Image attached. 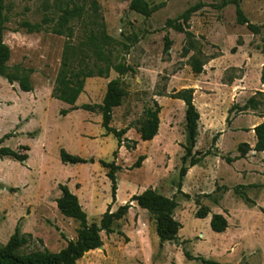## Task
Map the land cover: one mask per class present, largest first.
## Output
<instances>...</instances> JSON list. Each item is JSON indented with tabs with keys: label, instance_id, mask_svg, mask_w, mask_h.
Masks as SVG:
<instances>
[{
	"label": "rangeland",
	"instance_id": "obj_1",
	"mask_svg": "<svg viewBox=\"0 0 264 264\" xmlns=\"http://www.w3.org/2000/svg\"><path fill=\"white\" fill-rule=\"evenodd\" d=\"M97 1L103 20L92 13L90 0H80L85 12L68 24L74 32L69 37L67 28L64 35L52 32L63 14L55 0H6L9 22L4 40L12 52L9 64L33 69L34 90L23 91L18 82L10 84L0 76V139L4 137L0 147L29 154L24 163L0 157V246L18 224L22 233L32 235L25 252L45 247L58 252L77 239L79 221L57 206L61 184L78 195L89 222L99 223L113 202L111 180L100 161L116 160L122 169L112 210L134 194L155 189L178 203L174 216L183 226L179 239L162 243L157 216L136 204L116 222L114 233L101 232L104 247L86 253L78 264H204L189 259L186 252L222 264H264V152L254 150V129L264 121V94L260 93L264 92V0H240L256 31L238 23L235 5L221 9L220 0H203L205 6L189 22L193 45L186 33L166 22L199 0H166L165 7L149 17L132 10L130 0ZM147 1L155 6L165 0ZM24 21L42 24L44 30L29 33L21 27ZM102 22L112 38L104 51L113 64L125 63L129 70L121 75L111 69L108 78H88L75 106L54 98L65 50L74 52V64L79 60H89L92 67L106 64L97 60L89 40L100 34ZM167 38L171 48L165 52ZM192 56L208 61L202 74L194 72ZM112 79L120 80L126 96L114 108L111 125L128 129L116 159L118 140L113 134L104 135L101 112L83 108L101 104ZM187 88L195 90L201 114L193 153L202 156L183 181L182 190L189 196L178 191L187 129L186 104L175 98ZM252 96H256L255 108L231 110ZM156 101L159 133L144 141L140 130ZM63 110L69 113L63 115ZM134 141L136 149L129 150ZM23 145L30 150L22 149ZM62 148L87 162L63 163ZM243 149L248 153L241 157ZM141 155L147 159L132 168ZM202 207L211 213L197 218ZM215 213L228 219L223 233L211 228Z\"/></svg>",
	"mask_w": 264,
	"mask_h": 264
},
{
	"label": "trees",
	"instance_id": "obj_2",
	"mask_svg": "<svg viewBox=\"0 0 264 264\" xmlns=\"http://www.w3.org/2000/svg\"><path fill=\"white\" fill-rule=\"evenodd\" d=\"M57 5L61 6L63 14L59 22L52 30L53 33L64 35L65 28L68 29V36L74 35L73 29L68 24L75 18H80L85 12V5L79 4L80 0H55ZM86 1V0H81ZM90 8L92 13L103 20L100 14V5L97 0H90ZM236 6L237 21L239 24L247 25L252 30H257V26L252 24L241 6L240 0H220L218 8H224L228 5ZM166 5V0L155 6H151L147 0H130V8L146 17ZM205 6L203 0H199L196 4L191 5L177 18L168 19L166 25L175 28L180 32L187 34L189 43L193 45L195 35L189 30L190 20L192 16L200 11ZM9 18L6 13V0H0V76L7 79L10 84L19 83L21 90L32 92L34 86L31 81L33 69L26 68L21 65L11 66L9 64L11 59V48L4 40V34L8 30L7 23ZM47 22V21H46ZM102 30L100 34L92 35L89 40L97 60L105 61V65H97L92 67L89 60H79L74 64L71 59L70 52L65 50L63 53L62 63L58 72L55 85L53 87L52 96L61 101H64L72 106L76 102L82 92L84 91L86 80L91 77H105L108 78L111 69H115L119 74H125L129 70V66L125 63L113 64L109 55L104 51V47L111 43L112 38L107 34L106 26L103 22L100 24ZM21 27L26 28L29 33L41 32L44 26L39 23H31L24 21ZM18 31V30H16ZM171 48V41L167 38L165 44V52ZM188 54V52H185ZM86 56L85 59H90ZM206 59L198 56L191 57V65L196 74H202L207 64ZM264 83V76H263ZM263 93L264 92H260ZM195 90L187 88L175 94V98L182 99L186 104V129H187V144L185 146V154L182 157V166L179 173L178 191L184 193L186 196L189 194L183 192L182 186L184 178L186 177L189 169L200 163L202 160L201 154L198 152L193 153L199 135V121L201 114L194 101ZM126 91L122 86L119 79H112L108 82L107 91L104 96L103 102L96 105H84L83 108L92 111L98 109L102 114V127L104 135L113 134L118 140V148L114 151L113 155L116 159L119 154V149L123 146V136L128 132L127 128L117 129L111 125L113 119L114 108L122 105ZM257 103L256 96H252L244 105L233 106L231 109H239L240 111H247L255 108ZM155 109H148V120L140 130L141 139L144 141L153 140L159 133L160 127V106L155 102ZM68 110H63L62 114L67 115ZM257 142L254 150L257 152H264V121L257 125L254 129ZM7 137V136H5ZM4 137L0 139L2 143ZM137 141L133 142L132 146H127L129 150L136 149ZM22 149L29 151L28 145H23ZM247 149L242 150L241 157L246 156ZM197 154V155H196ZM196 155V156H195ZM60 156L63 163L78 164L86 163L87 160L81 156L75 155L62 148ZM0 157H11L21 163L28 160L29 154L23 153L18 150L12 149L7 146L0 147ZM147 159L145 155H141L138 160L132 165V168L141 167L143 162ZM230 160V159H229ZM101 165L107 169L106 175L111 180L113 202L108 205L107 210L103 213L99 223L88 220V214L80 202L78 195H76L67 184H61V196L57 199V206L62 214L67 217L74 218L79 221L80 227L78 228V236L76 240H69L66 247L58 252L51 251L48 248L39 249L31 252L23 251L29 239L32 237L30 233H22L21 227L18 224L15 232L11 235L9 241L0 246V264H78V261L91 250L100 248L104 243L101 232L105 231L107 235L115 232L114 226L118 220L124 219L136 203L139 207L148 210L150 213L157 216V232L162 243L176 242L179 238V231L183 227L181 222L178 221L174 214L178 206L175 198L167 197L160 194L155 189L149 188L140 194L132 195L130 201L120 205L117 210H112V205L117 201L118 193V172L122 167L117 164L116 160L113 161H100ZM189 163V164H187ZM208 207H202L196 212L197 218H206L210 214ZM211 228L218 233H223L229 226L228 219L224 214H213L211 221ZM189 259L201 260L204 264H222L218 261L207 259L203 256H193L186 252Z\"/></svg>",
	"mask_w": 264,
	"mask_h": 264
},
{
	"label": "crops",
	"instance_id": "obj_3",
	"mask_svg": "<svg viewBox=\"0 0 264 264\" xmlns=\"http://www.w3.org/2000/svg\"><path fill=\"white\" fill-rule=\"evenodd\" d=\"M234 84L236 85V83H234ZM117 194H118V193H117ZM79 199H80V198H79ZM128 200H129V199H128ZM116 202H117V201H116ZM116 202H115V203H116ZM133 207H134V208L136 207V203H133L132 208H133ZM132 208H131V209H132ZM114 209H115V207H114ZM131 209H130V210H131ZM113 211H115V210H113ZM103 247H104V245H103ZM91 251H93V250H91Z\"/></svg>",
	"mask_w": 264,
	"mask_h": 264
},
{
	"label": "water",
	"instance_id": "obj_4",
	"mask_svg": "<svg viewBox=\"0 0 264 264\" xmlns=\"http://www.w3.org/2000/svg\"><path fill=\"white\" fill-rule=\"evenodd\" d=\"M100 248H103V245Z\"/></svg>",
	"mask_w": 264,
	"mask_h": 264
},
{
	"label": "bare ground",
	"instance_id": "obj_5",
	"mask_svg": "<svg viewBox=\"0 0 264 264\" xmlns=\"http://www.w3.org/2000/svg\"><path fill=\"white\" fill-rule=\"evenodd\" d=\"M100 249H102V248H100Z\"/></svg>",
	"mask_w": 264,
	"mask_h": 264
}]
</instances>
